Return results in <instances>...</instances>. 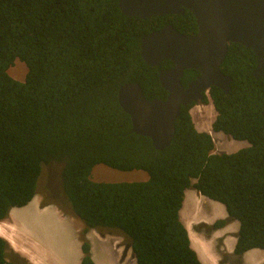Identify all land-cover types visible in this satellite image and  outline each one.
I'll return each instance as SVG.
<instances>
[{
	"label": "trees",
	"instance_id": "trees-1",
	"mask_svg": "<svg viewBox=\"0 0 264 264\" xmlns=\"http://www.w3.org/2000/svg\"><path fill=\"white\" fill-rule=\"evenodd\" d=\"M118 2L0 0V222L38 195L46 167L48 180L60 186L54 200L84 226L79 264H94L89 230L122 237L137 264H201L179 215L188 188L238 222L236 256L264 250V77L252 76L256 55L230 42L220 65L230 90L208 91L216 114L210 132L245 141L246 148L214 153L211 133L192 121V103L181 108L170 144L155 150L148 138L130 133L117 90L136 82L146 99L164 100L158 72L173 64L148 66L140 38L166 25L196 34L197 25L186 9L141 19L125 16ZM16 59L27 67L22 82L7 73ZM197 74L185 70L182 86ZM99 164L143 171L147 179L94 182L91 171ZM47 205L55 204L41 202ZM13 253L0 237V264H29Z\"/></svg>",
	"mask_w": 264,
	"mask_h": 264
},
{
	"label": "water",
	"instance_id": "water-1",
	"mask_svg": "<svg viewBox=\"0 0 264 264\" xmlns=\"http://www.w3.org/2000/svg\"><path fill=\"white\" fill-rule=\"evenodd\" d=\"M119 0L118 7L125 16L146 19L153 16L182 14L189 10L196 20L197 33L186 35L177 32L171 25L152 31L140 38V56L150 67L162 61L173 64L170 69L158 72L161 88L167 92L164 100H148L136 82L121 85L117 90V102L130 118V133L151 141L155 150H164L175 133V121L182 107L203 100V93L216 87L227 93L230 78L220 71V65L230 42L242 44L253 50L257 63L252 72L255 79L264 77V0ZM199 2L206 4L215 15L212 21L203 12ZM239 26L247 33L252 45H246L239 37L229 32ZM235 32V31H234ZM185 70L199 72V76L186 87L181 84Z\"/></svg>",
	"mask_w": 264,
	"mask_h": 264
},
{
	"label": "rangeland",
	"instance_id": "rangeland-1",
	"mask_svg": "<svg viewBox=\"0 0 264 264\" xmlns=\"http://www.w3.org/2000/svg\"><path fill=\"white\" fill-rule=\"evenodd\" d=\"M7 73L14 80L22 82L25 79V76L27 74V67L23 62L16 59L14 61L13 66H11L7 70ZM190 114H191L192 120L196 128L199 131H205V132L211 133L210 125L215 117V112L213 110V107L209 103L195 104L190 109ZM211 136L214 142V149H213L214 153H223V152L233 153L240 149L246 148L248 146L247 142L233 140L229 135H224L222 133H211ZM47 176H48V168L44 167L42 170L41 176L38 180L37 191H38L39 196L37 197H40L41 202L45 200L47 202L54 203L56 207L58 206L59 208H62L61 213L65 216L71 217L72 219L60 218L57 216V213H55L53 210H46L43 212H40L37 210H30V208H32V204H31L32 201H30L26 205L28 206L27 210L30 211L29 213L26 211H23V209L21 208H17L14 210L12 209L11 210L12 212L11 211L10 212L12 213L14 217L20 218L24 223L30 224L34 226L36 229H38V231H40L39 232L40 234L39 233L38 234L43 239H45V235H46L48 238L52 239L53 241L67 246L70 252V260L73 262V264H79V261L81 258V251H80V242H79L78 236L80 235V230L83 227L82 223L79 219L73 216V214L71 213L70 210H68V207L66 205L61 206L58 201L51 198L49 193L45 192L47 189L46 188L47 185L52 186L54 190L60 188L58 184L54 185V181L52 180L49 181ZM90 179L94 182H105V183L141 182L147 179V174L143 171H136V170L129 171V172H122V171L111 169L109 167L99 164L93 167L91 171ZM189 192H193L194 194H196L195 190L193 189L189 190L188 193ZM185 194H186V190L184 192V196ZM187 204L188 202L186 203V205ZM213 206L219 207L221 211L225 213V209L221 204L210 201L206 198L199 208L201 209L202 212L211 211V209L212 211H214L215 208ZM185 209L186 208H184L182 216H181L183 220L186 217H188L184 213ZM214 212L219 215L220 210H215ZM4 222L5 224H7L10 221L7 219ZM234 225L236 226V231H235V235H236V232L238 229V222L234 221ZM206 229L208 230L206 231ZM23 232H26L29 235L28 230H25ZM189 232L191 234V238L196 236L198 239H204V238H209L210 236L209 228L204 227V225H199L198 228L191 225ZM26 233L24 234L27 235ZM98 234L102 236H100V238H92V243H91L92 258L95 264H137L134 258L119 262L117 252L115 251L116 243L114 244V246L112 245L114 239L105 237L100 232H98ZM18 235H20V233L19 234L11 233V236H13L14 238H16ZM117 240L119 241L121 250L125 252L128 249L127 242L123 238H121V240L117 238ZM195 243L197 245V242ZM23 244H26L25 241H23ZM216 246H217V243L216 245H213L212 247L213 252L215 251ZM15 249H16V246H15ZM198 250L200 251L199 248ZM13 254L16 255L19 259L22 258L18 254H15V253Z\"/></svg>",
	"mask_w": 264,
	"mask_h": 264
},
{
	"label": "crops",
	"instance_id": "crops-1",
	"mask_svg": "<svg viewBox=\"0 0 264 264\" xmlns=\"http://www.w3.org/2000/svg\"><path fill=\"white\" fill-rule=\"evenodd\" d=\"M189 190H192V188H189L188 190H186V194L184 196V200H183L179 215H180V220L182 224L184 225L186 231L188 230L187 234H188L192 249L196 252V254H199L198 259L200 260L201 264H264V250H261V249H251V250L244 252L243 254L239 256H236L234 254V247L236 244V236L238 233V229L235 235L236 226L234 225V221L228 220L226 212L223 213L219 207H215L216 210H220L221 214L219 212V215L213 211L202 212L199 207L200 205H202L205 198L199 195L197 192L196 194H194L193 192L188 193ZM187 193H188V196H187ZM37 196L39 195H36L32 199L33 204L31 203L32 208H30V210H37L40 212H43L46 210H53L55 213H57V216L60 218L72 219L69 216L63 215L60 212V210L56 207V205H47V206L41 207L40 205L41 199L40 197H37ZM187 202L188 204L186 205ZM27 208L28 206L21 208V209L29 213L30 211L27 210ZM184 208H186L184 213L188 217H186L183 220L181 216H182ZM14 209H17V208H14ZM11 214L12 213L8 215L9 216L8 220L10 222H8L7 224H5V222L2 223V227H4V231H5L4 232L5 234L3 233L4 235L2 236V238L7 242L8 247L10 248L12 252L21 256L29 264H73V262L70 260V252L67 246L53 241L52 239L48 238L46 235H45V239H43L42 237H40L39 235L40 231H38V229H36L34 226L30 224L24 223L20 218L17 219ZM215 220L217 221L227 220L226 226L220 228L219 230L214 231L213 233L211 232L212 230L209 229V232H210V236L208 235L209 238L198 239L196 236H194L192 239L193 240L192 242L189 236L191 235L189 232L191 225L195 226L196 228H198L199 225H204V226L209 227ZM26 228L28 229L29 237L25 235L23 232L27 230ZM83 228L84 226L82 227V229ZM238 228H239V225H238ZM82 229L80 230V232L82 231ZM207 230L208 229H206V231ZM11 233H14V234L20 233V235L14 238L11 236ZM33 233H35V236H32ZM103 235L105 237L114 239L112 245L114 246V244L116 243L115 251L117 252L119 262L134 258L128 246H127L128 249L125 252L121 250L120 244L117 238L121 240L122 237L114 235V234H110V233H103ZM100 236L102 235H99L98 232L94 230H89L85 235L86 240L90 244L91 258H92V246H91L92 238H100ZM37 237H39L40 239ZM78 239H79V236H78ZM23 241H25L26 244H23ZM79 242H80V239H79ZM195 242H197V245ZM216 243H217V246H216L215 251L213 252L212 247L213 245H216ZM15 246H16V249H15ZM37 247L39 248V250ZM44 248L48 251H45ZM198 248L200 249V251L198 250ZM37 252L39 253V256ZM32 254L33 255L35 254V255L33 256ZM81 257H82V253H81ZM93 263H94V260H93Z\"/></svg>",
	"mask_w": 264,
	"mask_h": 264
},
{
	"label": "bare ground",
	"instance_id": "bare-ground-1",
	"mask_svg": "<svg viewBox=\"0 0 264 264\" xmlns=\"http://www.w3.org/2000/svg\"><path fill=\"white\" fill-rule=\"evenodd\" d=\"M188 2L191 4V5H193V6H195V7H197V4H196V2L194 1V0H188ZM199 4V6L202 8V9H204V11H205V13H206V15L209 17V18H213V15L211 14V12L208 10V8L206 7V4H204V3H202V2H199L198 3ZM226 23L227 24H233V23H231L230 22V20H228V18H226ZM233 26V30L235 31H231V32H229L230 34H231V36L232 37H239L242 41H243V43L244 44H246V45H252V42H251V39H250V37L248 36V34L245 32H243V30L239 27V26H235V25H232ZM214 149V148H213ZM187 196H188V194H187ZM197 202H198V200H197ZM195 203V202H194ZM33 204V203H32ZM214 207V206H213ZM212 208V207H211ZM215 208V207H214ZM28 209V208H27ZM14 210V209H13ZM199 210V209H198ZM215 210H216V208H215ZM214 210V211H215ZM211 211H212V209H211ZM213 211V212H214ZM12 212V211H11ZM10 212V213H11ZM15 213V212H14ZM12 215V214H11ZM13 216V215H12ZM16 218V217H15ZM206 218V217H205ZM17 219H19V218H17ZM198 219V218H197ZM196 221V220H195ZM2 223H4V221H1L0 222V237H2L5 233V231H4V227H2ZM14 228V227H13ZM28 228V227H27ZM26 228V229H27ZM188 228V227H187ZM28 230V229H27ZM18 231V230H17ZM188 231V230H187ZM4 233V234H3ZM24 233H26V232H24ZM189 233V232H188ZM18 234V233H17ZM27 235H28V233H26ZM34 234V236H35V233H33ZM33 236V235H32ZM190 236V239L192 240L193 239V237L191 238V235H189ZM13 237V236H12ZM11 238V237H10ZM40 239V238H39ZM14 240V239H13ZM15 241V240H14ZM34 242V241H33ZM37 242V241H36ZM43 242V241H42ZM192 242H193V240H192ZM40 243V242H39ZM44 243V242H43ZM14 244V243H13ZM43 246V245H42ZM41 247V246H40ZM47 247V246H46ZM38 248V247H37ZM48 249V248H47ZM38 250H39V248H38ZM42 250H43V248H42ZM44 250L45 251H48V250H46L45 248H44ZM197 251V250H196ZM40 252V251H39ZM38 253V252H37ZM198 253V252H197ZM28 254H29V252H28ZM53 254V253H52ZM33 255V254H32ZM35 255V254H34ZM33 255V256H34ZM197 255H199V254H197ZM29 256V255H28ZM38 256H39V253H38ZM41 256V255H40ZM36 258V257H35ZM31 259V258H30ZM51 262V261H50ZM55 263V262H54Z\"/></svg>",
	"mask_w": 264,
	"mask_h": 264
},
{
	"label": "flooded vegetation",
	"instance_id": "flooded-vegetation-1",
	"mask_svg": "<svg viewBox=\"0 0 264 264\" xmlns=\"http://www.w3.org/2000/svg\"><path fill=\"white\" fill-rule=\"evenodd\" d=\"M197 73H198V72H197ZM198 76H199V73L196 75V77H195L193 80H195ZM193 80H192V81H193ZM190 82H191V81H190ZM48 188L51 189V191L49 192L51 198L56 199V196L58 197V194H57L58 191L54 190L51 186H49ZM198 194H199V193H198ZM199 195H200V194H199ZM201 196H202V195H201ZM202 197H204V196H202ZM204 198H206V197H204ZM206 199H207V198H206ZM208 200H209V199H208ZM210 201H211V200H210ZM228 220H229V219H228ZM218 221H220V220H218ZM218 221L215 220V221L211 224V226H209V227L204 226V227L211 229V230H212L211 232L213 233L214 231L220 229V228H215V229H213V224H214L215 222H218ZM223 221H227V220H223ZM224 226H226V224H225ZM212 233H211V234H212Z\"/></svg>",
	"mask_w": 264,
	"mask_h": 264
},
{
	"label": "clouds",
	"instance_id": "clouds-1",
	"mask_svg": "<svg viewBox=\"0 0 264 264\" xmlns=\"http://www.w3.org/2000/svg\"><path fill=\"white\" fill-rule=\"evenodd\" d=\"M187 10V9H186ZM189 11V10H188ZM210 11V10H209ZM190 12V11H189ZM203 12L205 13V11H204V9H203ZM192 14V13H191ZM206 14V13H205ZM211 14L213 15V18L211 19L210 18V20H212V21H214L215 20V15H214V13L213 12H211ZM193 15V14H192ZM195 18V17H194ZM196 21V20H195ZM191 35H195V34H191ZM228 46V45H227ZM252 50V49H251ZM253 51V50H252ZM257 60V59H256ZM165 70V69H164ZM197 72V71H196ZM199 73V72H198ZM208 91L209 90H206L204 93H203V96H206L207 97V99H208V102L207 103H209L210 105H211V102H210V98H209V93H208ZM198 103H203L202 101L201 102H198ZM197 104V103H196ZM205 104V103H204ZM212 106V105H211ZM192 108V107H191ZM214 110V109H213ZM215 112V111H214ZM216 115V114H215ZM215 118V117H214ZM214 120V119H213ZM193 121V120H192ZM213 122V121H212ZM211 122V123H212ZM211 126V125H210ZM189 189V188H188ZM187 189V190H188ZM193 189V188H192ZM195 192H197L196 190H195ZM198 193V192H197ZM10 213V212H9ZM2 238V237H1ZM3 239V238H2Z\"/></svg>",
	"mask_w": 264,
	"mask_h": 264
}]
</instances>
